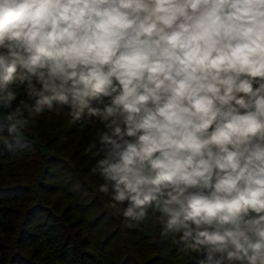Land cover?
<instances>
[{
    "label": "clouds",
    "instance_id": "9594fccd",
    "mask_svg": "<svg viewBox=\"0 0 264 264\" xmlns=\"http://www.w3.org/2000/svg\"><path fill=\"white\" fill-rule=\"evenodd\" d=\"M0 109L13 138L94 119L110 207L196 264H264V0H0Z\"/></svg>",
    "mask_w": 264,
    "mask_h": 264
},
{
    "label": "trees",
    "instance_id": "16d2710c",
    "mask_svg": "<svg viewBox=\"0 0 264 264\" xmlns=\"http://www.w3.org/2000/svg\"><path fill=\"white\" fill-rule=\"evenodd\" d=\"M26 119L18 138L0 135V264H196L151 211L133 222L110 207L93 172L94 119L56 109Z\"/></svg>",
    "mask_w": 264,
    "mask_h": 264
}]
</instances>
